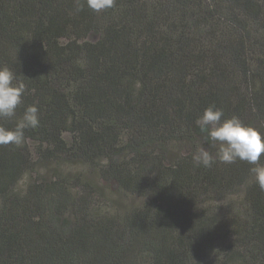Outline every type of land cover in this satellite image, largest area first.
<instances>
[{
  "label": "trees",
  "instance_id": "16d2710c",
  "mask_svg": "<svg viewBox=\"0 0 264 264\" xmlns=\"http://www.w3.org/2000/svg\"><path fill=\"white\" fill-rule=\"evenodd\" d=\"M30 137L144 202L16 191ZM0 264H264V0H0Z\"/></svg>",
  "mask_w": 264,
  "mask_h": 264
},
{
  "label": "rangeland",
  "instance_id": "374dc122",
  "mask_svg": "<svg viewBox=\"0 0 264 264\" xmlns=\"http://www.w3.org/2000/svg\"><path fill=\"white\" fill-rule=\"evenodd\" d=\"M99 32L91 34L90 39L96 40ZM65 137L71 142L72 137L69 132ZM25 143L29 147L31 155V166L27 169L19 181L16 191L24 190L26 186L36 178H63L68 181L76 192H81L83 185L89 187L95 194V204L92 209L97 213H124L142 204L144 199L136 194L126 191L117 181L106 180L103 176V168L106 166V159H99L95 162L80 160L57 159L44 155L46 146L35 138H28ZM180 153L179 148L174 147L170 158L174 159ZM239 199V200H238ZM236 203L240 204L241 199L238 194ZM222 204L223 202H218Z\"/></svg>",
  "mask_w": 264,
  "mask_h": 264
}]
</instances>
